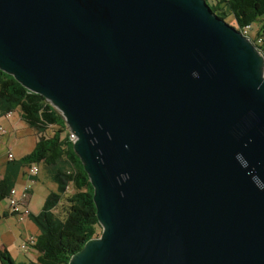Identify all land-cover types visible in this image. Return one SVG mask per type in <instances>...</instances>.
I'll use <instances>...</instances> for the list:
<instances>
[{
  "label": "water",
  "instance_id": "obj_1",
  "mask_svg": "<svg viewBox=\"0 0 264 264\" xmlns=\"http://www.w3.org/2000/svg\"><path fill=\"white\" fill-rule=\"evenodd\" d=\"M0 69L76 136L68 264H264V56L206 0H0Z\"/></svg>",
  "mask_w": 264,
  "mask_h": 264
},
{
  "label": "trees",
  "instance_id": "obj_2",
  "mask_svg": "<svg viewBox=\"0 0 264 264\" xmlns=\"http://www.w3.org/2000/svg\"><path fill=\"white\" fill-rule=\"evenodd\" d=\"M206 2L218 18L225 20L232 16L238 30L245 26L249 30L253 23L257 24L254 37L249 39L264 56V0ZM13 110L19 111L20 119L37 131L39 137L31 152L6 162L0 178V201L8 196L20 170L32 163L44 164L56 189L48 194L37 214H29L39 230L32 247L38 252L36 258L16 262L2 246L0 264H68L70 258L101 229L93 201V186L69 140V129L61 113L44 96L25 88L11 74L0 69V113L6 115ZM50 127L51 134L40 135ZM68 190L71 194L65 196L61 211L54 212ZM7 214L13 215L7 210L3 216Z\"/></svg>",
  "mask_w": 264,
  "mask_h": 264
},
{
  "label": "rangeland",
  "instance_id": "obj_3",
  "mask_svg": "<svg viewBox=\"0 0 264 264\" xmlns=\"http://www.w3.org/2000/svg\"><path fill=\"white\" fill-rule=\"evenodd\" d=\"M227 23L233 25L236 28V25L233 23L232 16H228L227 19H225ZM257 24L253 23L251 25V28L247 31V37L253 38L256 32ZM58 111V109H56ZM18 110L11 111L12 117H15L18 119L16 123L15 130H12V132H15V134L12 136L9 140V142L6 141L7 138V132L10 130V124L8 123L7 118L4 114L0 113V126H2L6 133L0 135V155L4 156L2 157L4 161H6V154L7 151H10L12 155L18 159L19 157H22L23 155L29 153L32 151L36 139L39 137V133L35 131L32 127L28 126L23 120H20L18 118ZM59 112V111H58ZM11 117V118H12ZM7 118V119H6ZM15 121V119H13ZM15 124V123H14ZM69 129V127H68ZM11 132V130H10ZM52 129L51 127L47 129L44 133H40V135H49L51 134ZM38 167V173L35 176L36 180L35 183H30L31 186V194L30 199L28 203V209L33 214H37L41 208L44 205L45 199L48 196V194L56 188V184L53 183L45 171V166L42 162L36 163ZM24 174L27 176L26 168H24ZM26 183V182H25ZM29 183V182H28ZM71 190H68V192L65 193L63 200L61 203L54 209V212L58 213L61 211V206H63L65 203V196H67L70 193ZM8 203L7 200L3 199L0 201V215L2 216L0 218V247H6L8 254L13 258L14 261H25L28 262L32 259V253L34 250L32 248H27L26 250H22L19 248V245L24 241V236L26 233H31L34 236L38 235L39 230L37 226L31 221L26 224V221L24 220V227L26 229V233L23 234L22 226L17 222L14 216L7 214V216H3V213L7 212ZM6 217V218H4ZM102 232V227L98 232V235L96 237H100ZM37 254V252L34 253V256Z\"/></svg>",
  "mask_w": 264,
  "mask_h": 264
},
{
  "label": "built area",
  "instance_id": "obj_4",
  "mask_svg": "<svg viewBox=\"0 0 264 264\" xmlns=\"http://www.w3.org/2000/svg\"><path fill=\"white\" fill-rule=\"evenodd\" d=\"M242 35L247 37L248 26H245L241 30H239ZM248 38V37H247ZM264 74V70H263ZM11 112H8L5 116L9 117ZM6 130L0 126V135L5 134ZM69 140L74 142L76 140V136L69 131ZM7 160L14 159V156L11 152H7L6 154ZM27 176L29 177V181L23 184L21 189L17 191L14 187H12L6 197L8 208L7 210L13 214L18 223L23 224V221L29 217L30 211L28 209V201L31 194V186L30 183H34V178L38 173V167L36 163H32L30 166L26 167ZM29 182V183H28ZM36 236L31 233H26L24 236V241L19 245V248L22 250H26L27 248H32L35 245Z\"/></svg>",
  "mask_w": 264,
  "mask_h": 264
},
{
  "label": "crops",
  "instance_id": "obj_5",
  "mask_svg": "<svg viewBox=\"0 0 264 264\" xmlns=\"http://www.w3.org/2000/svg\"><path fill=\"white\" fill-rule=\"evenodd\" d=\"M17 111V110H16ZM18 113V118L20 119V114H19V112H17ZM12 116H9V117H7V118H10V119H7V121H8V123L10 124V130H11V132H10V130L6 133L8 136H7V138H6V141L7 142H9V140L11 139V138H13L12 136L15 134V132H12V130H15V127H16V123H17V121H18V119L17 118H15V117H12ZM13 119H15V121H13ZM21 120V119H20ZM15 123V124H14ZM9 151H10V148H9ZM8 152V151H7ZM4 156V154L1 156L0 155V178H1V176H2V174H3V172H4V169H5V166H6V162L8 161V160H6V161H4V160H2L3 157ZM7 159V158H6ZM14 159H15V157H14ZM37 179H38V177H37ZM36 179V180H37ZM50 179V178H49ZM36 180H35V178H34V183L36 182ZM26 181H29V177L28 176H25V174H24V168L22 169V170H20V172L18 173V175H17V177H16V179H15V183H14V185L12 186V187H14L17 191H19L20 189H21V187L23 186V184L26 182ZM53 182V181H52ZM54 183V182H53ZM56 188L54 187V189L53 190H55ZM30 199V198H29ZM5 200H6V198H5ZM28 203H29V201H28ZM32 212V211H31ZM13 216V215H12ZM25 221H26V224L28 225V223H30L31 222V219L28 217V218H26L25 219ZM20 224V223H19ZM21 226H22V232H23V234L24 233H26L25 231H26V229H25V227H24V223L23 224H20ZM5 247V246H4ZM6 248V247H5ZM7 249V248H6ZM33 249V248H32ZM34 250V249H33ZM35 252H37L36 250H34V252L32 253V259L34 260L35 258H36V256L38 255V252H37V254L34 256V253Z\"/></svg>",
  "mask_w": 264,
  "mask_h": 264
}]
</instances>
